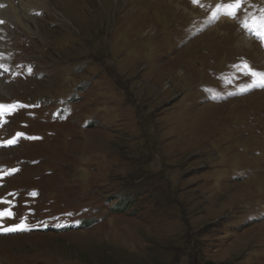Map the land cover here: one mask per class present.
Masks as SVG:
<instances>
[{"label": "rangeland", "instance_id": "1", "mask_svg": "<svg viewBox=\"0 0 264 264\" xmlns=\"http://www.w3.org/2000/svg\"><path fill=\"white\" fill-rule=\"evenodd\" d=\"M231 2L43 0L41 29L0 25L17 109L0 264H264V88L245 68L264 73V42L243 26L264 0L204 37Z\"/></svg>", "mask_w": 264, "mask_h": 264}, {"label": "bare ground", "instance_id": "2", "mask_svg": "<svg viewBox=\"0 0 264 264\" xmlns=\"http://www.w3.org/2000/svg\"><path fill=\"white\" fill-rule=\"evenodd\" d=\"M43 0H0V25L2 23H10V24H14L15 22L18 23L19 27L21 26V28H23V30H26V31H32L31 30V26L32 25H37L38 27V30L39 28L41 29V27L38 26V24L36 23V18H28V15H32V12H35V9H36V6L38 4H40ZM174 2V0H172ZM201 1V0H200ZM220 1V0H219ZM228 1V0H227ZM192 2V1H191ZM203 2V1H202ZM196 3V2H195ZM200 4V3H198ZM214 4V3H213ZM223 4V3H222ZM225 4V3H224ZM228 4V3H227ZM200 6V5H198ZM206 6V5H204ZM195 7V6H194ZM201 7V6H200ZM199 7V8H200ZM211 7V6H210ZM214 7V6H213ZM214 9V8H213ZM212 9V10H213ZM36 11H38L36 9ZM194 11V10H193ZM198 11V10H197ZM209 11V10H208ZM215 12V11H213ZM197 13V12H196ZM206 13V12H205ZM208 13V12H207ZM216 13H220V12H216ZM184 14H191V13H186L184 12ZM213 14V13H212ZM223 14V13H222ZM239 15V14H238ZM215 16V18H214ZM219 14L217 15H211V20L216 22H218L217 25H213L214 28L210 29V30H207L206 34L204 35V37H208V35H213L214 33H216L217 35H221V33L219 32L218 33V29L220 28V26H223V25H226V24H232L233 22L230 20L229 18V15L226 16V15H222L221 17H218ZM206 17V16H205ZM210 17V16H209ZM210 20V19H209ZM32 22V25L31 23ZM16 23V24H17ZM207 23V22H206ZM215 23V24H216ZM209 24V23H208ZM7 26V25H6ZM242 26V25H241ZM244 28V27H243ZM0 29L2 31H0V37L2 36H5L4 39H7V33L5 32V27L4 26H1ZM8 29V28H7ZM6 33V34H5ZM203 37V36H202ZM211 38V37H210ZM22 39V38H21ZM251 39V38H250ZM242 40V41H241ZM237 44V47L241 50L242 48L244 49H247L249 51H253L254 49V46H253V43L252 41H254L253 39H251L249 41V39L246 37V38H242ZM2 41H0V65L3 66V67H7L6 65V62L4 61L5 60V56L8 55V52L6 50L7 48V45H3L1 43ZM11 42H14L11 38ZM15 43V42H14ZM12 50V49H11ZM246 50V51H247ZM263 53V52H262ZM257 54V53H256ZM259 54V53H258ZM264 54V53H263ZM261 54V55H263ZM12 55V53H11ZM260 55V56H261ZM258 56V55H257ZM264 56V55H263ZM264 59V57L262 58ZM14 64V63H13ZM12 64V65H13ZM7 71V69H5ZM38 73V72H37ZM39 76V75H37ZM10 77V76H8ZM12 78H14L15 76L12 75L11 76ZM11 78V79H12ZM11 81V80H10ZM9 84V83H8ZM5 85L3 84L2 81H0V91H3L4 92V89H5Z\"/></svg>", "mask_w": 264, "mask_h": 264}, {"label": "snow or ice", "instance_id": "3", "mask_svg": "<svg viewBox=\"0 0 264 264\" xmlns=\"http://www.w3.org/2000/svg\"><path fill=\"white\" fill-rule=\"evenodd\" d=\"M194 2H197V0H194ZM242 3H244V0H232V2L228 3L227 5L225 4L218 5L217 11L223 12L224 14L229 15L230 17H235L236 12L240 9ZM243 26L246 29H248L250 32H252L254 35H257L261 39H264V15L250 17V20H246L243 22ZM245 68L251 73L252 77L254 78L253 83L249 87L264 88V73L250 69L247 64H245ZM244 90L246 91L248 90V88L246 87ZM14 107L15 106L0 105V115H3V110L6 109L8 112H11ZM7 143L14 144L15 139L7 141ZM0 202H4V201L0 199ZM5 216L11 218L14 217V213L11 212L10 208L0 211V218H3ZM24 228H26V225L21 224L15 227L4 228L3 231L10 232V231L22 230Z\"/></svg>", "mask_w": 264, "mask_h": 264}, {"label": "trees", "instance_id": "4", "mask_svg": "<svg viewBox=\"0 0 264 264\" xmlns=\"http://www.w3.org/2000/svg\"><path fill=\"white\" fill-rule=\"evenodd\" d=\"M205 264H215V263H213V262H207V263H205Z\"/></svg>", "mask_w": 264, "mask_h": 264}]
</instances>
